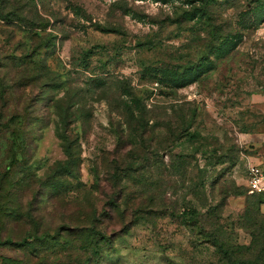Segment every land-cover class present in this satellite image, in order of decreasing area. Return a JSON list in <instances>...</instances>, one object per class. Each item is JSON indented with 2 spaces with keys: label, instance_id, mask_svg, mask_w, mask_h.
Masks as SVG:
<instances>
[{
  "label": "rangeland",
  "instance_id": "374dc122",
  "mask_svg": "<svg viewBox=\"0 0 264 264\" xmlns=\"http://www.w3.org/2000/svg\"><path fill=\"white\" fill-rule=\"evenodd\" d=\"M263 137L264 0H0V264H264Z\"/></svg>",
  "mask_w": 264,
  "mask_h": 264
},
{
  "label": "built area",
  "instance_id": "2783aa9c",
  "mask_svg": "<svg viewBox=\"0 0 264 264\" xmlns=\"http://www.w3.org/2000/svg\"><path fill=\"white\" fill-rule=\"evenodd\" d=\"M245 191L264 199V159L245 157Z\"/></svg>",
  "mask_w": 264,
  "mask_h": 264
},
{
  "label": "crops",
  "instance_id": "0c3cea01",
  "mask_svg": "<svg viewBox=\"0 0 264 264\" xmlns=\"http://www.w3.org/2000/svg\"><path fill=\"white\" fill-rule=\"evenodd\" d=\"M262 142L264 143V137L262 138ZM256 148H258V147H256ZM263 148H264V146H263ZM252 151H254V149H252ZM257 154L260 155V157H262V159H264V150L257 151ZM257 154H254V155L256 156ZM254 155H253V157H255Z\"/></svg>",
  "mask_w": 264,
  "mask_h": 264
},
{
  "label": "trees",
  "instance_id": "16d2710c",
  "mask_svg": "<svg viewBox=\"0 0 264 264\" xmlns=\"http://www.w3.org/2000/svg\"><path fill=\"white\" fill-rule=\"evenodd\" d=\"M245 195L248 196V197H259V196H249V195L246 194V191H245ZM260 198H261V197H260ZM261 199H262V201L264 202V199H263V198H261ZM215 246H216L221 252H223V250L220 248L219 244H216ZM223 254H224L225 258H226V257H227L226 254H227V253L223 252ZM228 260H229V259H228Z\"/></svg>",
  "mask_w": 264,
  "mask_h": 264
}]
</instances>
